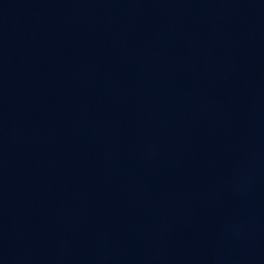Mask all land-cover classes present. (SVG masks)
I'll return each mask as SVG.
<instances>
[{
	"label": "water",
	"instance_id": "obj_1",
	"mask_svg": "<svg viewBox=\"0 0 264 264\" xmlns=\"http://www.w3.org/2000/svg\"><path fill=\"white\" fill-rule=\"evenodd\" d=\"M0 264H264V0H0Z\"/></svg>",
	"mask_w": 264,
	"mask_h": 264
}]
</instances>
